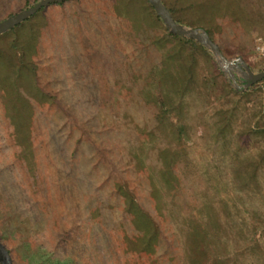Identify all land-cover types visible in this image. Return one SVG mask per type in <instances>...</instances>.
I'll list each match as a JSON object with an SVG mask.
<instances>
[{"label": "rangeland", "instance_id": "rangeland-1", "mask_svg": "<svg viewBox=\"0 0 264 264\" xmlns=\"http://www.w3.org/2000/svg\"><path fill=\"white\" fill-rule=\"evenodd\" d=\"M165 1L264 70V0ZM36 2L0 0V21ZM14 27L0 34L13 264H264V78L235 89L210 52L178 53L145 0L52 2ZM152 223L166 240L139 259Z\"/></svg>", "mask_w": 264, "mask_h": 264}, {"label": "water", "instance_id": "water-1", "mask_svg": "<svg viewBox=\"0 0 264 264\" xmlns=\"http://www.w3.org/2000/svg\"><path fill=\"white\" fill-rule=\"evenodd\" d=\"M63 0H38L35 4L0 21V34L32 16L45 5ZM165 29L174 35L192 39L212 55L216 65L235 89L246 90L264 78V70L253 72L241 57L228 60L219 46L210 38L205 29L178 23L172 17L162 0H147ZM0 264H13L6 247L0 242Z\"/></svg>", "mask_w": 264, "mask_h": 264}, {"label": "trees", "instance_id": "trees-1", "mask_svg": "<svg viewBox=\"0 0 264 264\" xmlns=\"http://www.w3.org/2000/svg\"><path fill=\"white\" fill-rule=\"evenodd\" d=\"M36 1H38V0H36ZM64 1V0H63ZM63 1H61V2H53L54 4H58V5H60ZM74 1H77V0H74ZM146 1V3H147V5L149 6V8L151 9V11H152V13H153V15H154V17H155V19L158 21V22H160L161 23V25L163 26V24H162V22H161V20H160V18L155 14V12H154V10H153V8H152V6L149 4V2L147 1V0H145ZM35 2V1H34ZM162 2L165 4V6L167 7V9L170 11V13H171V15H172V17L174 18V20L175 21H177L178 23H181V24H187V23H185L184 22V19L183 18H181V17H179V16H177L176 15V13H175V11H174V9L171 7V5L170 4H168L165 0H162ZM43 9H45V6L44 7H42L40 10H38L36 13H34L32 16H30V17H28L27 19H25V21H22V22H20V23H18L17 25H15V27L12 29V31H14L15 29H17V28H21L22 26H24L25 24H27L28 22H30L31 21V18H33L34 16H36L37 15V13H39L40 11H42ZM29 24H31V23H29ZM164 28V34H165V36L164 37H169V38H174L175 40H177L178 41V48H179V50H177V52L179 53L180 52V50L182 49L181 47H182V44H190V45H192L193 47H198L201 51H203V52H205V53H207L208 54V51L202 46V45H200L198 42H196L195 40H192V39H188V38H184V37H181V36H178V35H174V34H172V33H169L166 29H165V27H163ZM209 29V28H208ZM208 29H205L206 30V32L208 33V35H210L209 34V30ZM163 38V37H162ZM210 38H211V36H210ZM214 41V40H213ZM215 42V41H214ZM218 46H219V48H220V51L222 52V54L225 56V57H228L229 55H230V53L229 54H227V53H225V52H223V50L221 49V46H220V44H218L217 42H215ZM174 51V50H173ZM175 53H176V51H174ZM174 53V54H175ZM177 56V55H176ZM190 57H193V55L190 53ZM34 61H31V62H28L27 63V70H29V67H30V64L31 63H33ZM194 62V59H189L187 62H179V65L182 67V69H184V75H185V78L186 77H190L191 76V69H190V67H191V64ZM24 62H23V60L21 59V64H23ZM26 63V62H25ZM214 69H215V71H216V73L218 74V75H220L221 77H222V73H221V71L217 68V66L216 65H214ZM191 78V77H190ZM223 78V77H222ZM224 79V78H223ZM187 85V83H186V81H185V86ZM230 90L231 91H233L234 93H237L238 91L237 90H234L233 88H231L230 87ZM127 198L125 199V204H124V209L126 210V212L127 213H131L132 212V210L134 209V207L135 206H138L137 207V211H139L140 212V214H143V215H146L144 212H147L146 210H145V208H144V206L142 207L140 204L138 205V201H136V200H134V198L132 197V196H128V195H125ZM145 210V211H144ZM156 218V217H155ZM149 218H148V222H149ZM151 222H153L152 220H150ZM156 221H157V219H156ZM142 226H144V224H141ZM141 226V227H142ZM142 230H143V228H142ZM161 231H160V228H158V227H156V226H154L153 225V223H152V225H151V227H150V229L148 230V232H146V231H143V233H142V235L144 236L143 237V239H142V246H143V248H140L139 249V251H138V258L140 259L141 257H142V255L144 254V253H147V252H150V251H152V249L154 248V246L157 244V242H159V241H162V243H164V241L163 240H166V238H165V234L163 233H160ZM1 242V241H0ZM166 242H169V241H166ZM2 243V242H1ZM3 244V243H2ZM4 245V244H3ZM5 246V245H4ZM6 247V249L8 250V252H10V250L7 248V246H5ZM10 254V253H9ZM164 253H162L161 255H163ZM11 257V256H10ZM13 263V262H12Z\"/></svg>", "mask_w": 264, "mask_h": 264}, {"label": "built area", "instance_id": "built-area-1", "mask_svg": "<svg viewBox=\"0 0 264 264\" xmlns=\"http://www.w3.org/2000/svg\"><path fill=\"white\" fill-rule=\"evenodd\" d=\"M256 50L258 54L264 59V44H258Z\"/></svg>", "mask_w": 264, "mask_h": 264}]
</instances>
